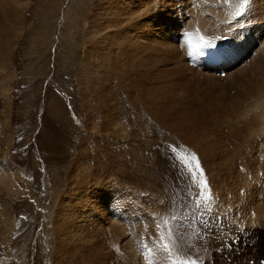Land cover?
<instances>
[{"label": "rangeland", "instance_id": "1", "mask_svg": "<svg viewBox=\"0 0 264 264\" xmlns=\"http://www.w3.org/2000/svg\"><path fill=\"white\" fill-rule=\"evenodd\" d=\"M1 1L7 9V19L13 17L11 24H5L9 34L13 36L0 47V264L87 262L85 258L81 259V252L72 251L71 244L67 254H59L56 233L57 225L61 223V208L68 201V194L76 193L78 197L83 188L91 190L101 202L105 200L117 206V222L128 228L127 231L132 228L128 227L129 224L135 227L134 230L138 226L141 227L137 232L128 231L131 236L129 235L130 245L127 247L132 254H136L137 260L131 264H182L183 261L191 260H195L196 264H264V227L261 228L264 224L263 219H260L264 211V134L262 137L248 135L253 142L251 145L254 144L258 148L245 149L243 152H248L246 157L242 155L243 152L236 141L229 139L233 131H230L231 128L238 129L236 119L243 121L244 115H252L251 120L249 116L247 118L251 123L246 119L247 124H253L247 125L251 127L250 130L255 132L254 129L260 128L263 131L262 119L259 118L264 116V113L261 115L262 112L259 111L264 109L258 110L259 105L252 106L257 108L261 116H257L255 109L257 115L252 114V106V112L248 108V112H244L243 116L232 112L234 108L236 110L245 104L242 102V93L249 88L247 80L242 77L239 80L241 86L235 87L236 84L240 85L239 81L236 84L228 83L227 80L224 81L225 77L220 78L216 73L214 77L204 81L199 79L198 82L192 71L186 72L188 75L184 80L174 77V81L177 79L175 82L181 85L180 89L185 90H181L184 96L180 94L183 100L179 97V104L177 102L176 105L178 110H187L189 116H201L202 110L204 117L209 116L213 134L208 136L214 138L217 134V139L210 140L218 142L219 139V156H223L217 159V167L223 168H220L222 176L225 171L228 176L231 175L230 180L226 175L227 181L234 180L227 182L225 187L223 180L219 178L221 173H215L216 170L212 167L210 168L213 170L209 171L205 160L183 143L177 132L172 133L160 121L151 120V115L141 116L139 107L131 98L127 99L121 90L116 89L114 92L111 85H116L115 82L111 80L112 83H106L107 79L111 78V71L105 73L100 62L95 60L93 54L99 44L94 49L91 47L95 41L99 43L103 40L98 28L103 18L100 16V10L108 4V0ZM212 1L214 0H172L174 4L184 3L183 6L187 5L188 8L183 7L184 10L175 7L177 17L174 15V20L178 27L175 29L176 33L170 36L173 39L168 37L167 40L187 51L185 45L176 39L177 35L181 40H185L186 34H191V39H194L200 35L197 30L203 26L206 29L213 26L212 24H217L219 19V22H222L226 18L224 24L229 26L238 19L234 16L233 0H227L228 4L223 0V3L216 0L215 8V1ZM252 1L255 3L256 0H249L248 7H253L256 3L258 7L264 5V0H257L254 5ZM186 2L188 4H185ZM219 7L224 11H219ZM192 9H195V13ZM211 9L217 11L213 13ZM217 12L222 16L225 13V17L222 19L219 13L216 18ZM226 13L235 18L232 16L231 20ZM196 14H202V17L195 18ZM202 35L205 38L203 33ZM198 44L199 42H192L194 48ZM104 49L101 48L102 51ZM214 78L215 81H212ZM205 81L214 87L211 89V85ZM100 84H103L104 89L110 90L108 99L113 106L112 114L117 115V125L122 131L118 138L100 131L98 127L101 122L100 109H107L100 101ZM105 85L109 88H105ZM218 86H221V91ZM216 92L221 93L216 95ZM191 93L196 94L193 97ZM237 94L240 95V100ZM210 95H213V99L217 98L214 103L219 105L212 103ZM189 96L190 104V100L185 98ZM221 97H224V100ZM200 101L207 103L201 104ZM227 102L232 106L226 105ZM187 104L191 110L185 106ZM178 105L184 107L179 109ZM228 111H231L230 117L233 116L231 121L227 118ZM235 113H238L237 110ZM222 115L226 116L225 119ZM218 116L223 120L218 121L221 119ZM234 116L238 117L234 120ZM260 130L258 129V132H261ZM242 135L241 133L240 139ZM231 143L236 144L233 146ZM222 146H225V149ZM236 152L241 155L238 156ZM228 153L231 154L232 160ZM192 157H195V160ZM244 158L250 161L245 162ZM254 159L257 162L254 170L256 172L250 177ZM224 161L228 162V165ZM197 163L207 183L205 192L211 197L207 209L203 201L199 208L196 206V199L201 191L200 188L196 190L197 180L200 182L199 171L196 170ZM254 177H257L255 188L248 186L252 183L251 180L254 181ZM215 178L216 185L213 181ZM88 208L90 210L91 206ZM128 208L131 210L130 222L119 218L121 212L127 211ZM253 211L256 214H253ZM226 213H230L234 221L229 222L225 218L227 220L223 222L221 217ZM250 215L259 222L255 226L245 218ZM172 217L176 219L173 220ZM241 217L245 222L242 227L238 226ZM143 218L146 222L144 224ZM143 227H146L145 237L141 236ZM93 229L94 231L91 230L95 233L96 228ZM124 236L127 237V234ZM164 244L168 245L167 251L163 247ZM104 246H108V243ZM109 247L115 254L107 259L109 263L106 257H99L93 264H126L128 251L124 250L121 243H112L108 249ZM88 250L91 251V248Z\"/></svg>", "mask_w": 264, "mask_h": 264}, {"label": "bare ground", "instance_id": "2", "mask_svg": "<svg viewBox=\"0 0 264 264\" xmlns=\"http://www.w3.org/2000/svg\"><path fill=\"white\" fill-rule=\"evenodd\" d=\"M177 1L179 2L180 0H177ZM214 1L216 2V0H214ZM214 1H212V2H214ZM233 1L235 4V12H236V10L239 8L241 0H233ZM256 1H255V3H256ZM173 2H172V0H108V4L106 3V6L102 7L100 10L101 11L100 16L101 17L103 16V18H102V21L100 20L98 28H99V33L102 34V36H103V40L99 43L97 41H95V44L91 48L94 49L99 44V46L97 47V50H95L96 52H94L93 55L95 56V60H98V62H100V65L102 66V70L105 71V73L111 71V78L107 79L106 83L108 81L111 83H112V81L116 83V85H114V86L111 85V88L114 90V92L117 91L116 89L121 90L125 93V96L127 99L131 98L133 103L139 107L141 116L147 115V114L151 115L152 116L151 120L160 121L172 133L177 132L180 139L182 140V142L187 144L192 149H194L205 160V162L207 163V164H205L206 168L209 169L210 167H212L213 169L216 170V171L214 170L215 173L217 172L219 174V172L220 173L222 172V170L220 169L222 167H220V168H218L219 166L217 167V165L219 164L217 162V159L218 158L220 159L222 154H221V156H219V150H218L219 139H218V142H216L215 140H210L213 138V136L212 137L208 136V135L213 134V129L209 125V122H210V119H208L209 116L204 117L202 115V110H201V114H200L201 116L193 115L192 113H191L192 115L189 116L188 115L189 113L188 112L186 113L187 110L185 112H183L184 109L182 110V112L178 110V108L176 107L178 99L181 98V95L184 96V93L182 94V91H185V90H184V88H183V90L180 89L181 85L175 82L177 79L174 81V77L178 78L180 80L181 79L184 80L186 78V76L188 75V73H186V72L192 71L194 74V77L198 78V79H195L198 82L199 79H203V81H204V80H206V78L210 79L211 77H214L213 76L214 73H217L219 71H225L224 81L227 80L228 83L230 82L231 84H236L243 77L247 80V83L249 84V88L243 90L244 93H242V96H244L242 102H244L245 104H242V106H239L236 108L238 113H235L236 112V110H234L235 108L233 110L231 109L232 112L234 111L233 112L234 114L243 116L244 112H246V113L248 112V111H246L248 108H250L249 111L252 112L251 106L256 105V104L259 105V107H260V108H258V110L264 109V5L261 4V6L258 7L259 5L256 6L257 3L255 4L252 1L253 5L255 4L256 7L255 6L247 7L245 9L243 15L239 16L237 20L235 19V21H233V23L230 24L229 26H225L226 24H224L227 21V18L225 20H222L225 17L224 12H223L224 17L219 12L220 15L222 16V19H221L222 22H219L220 21V19H219L217 24H212L213 26H210L206 29H204L205 27L202 25L203 26L202 29H199V30L201 33L204 34L205 38H207V40H208L207 45H209L211 48H213V47L214 48H221L223 50V52L225 53V55H224L225 56V62L220 67L214 68V67H211L209 65L201 63L195 56L190 58L188 56V52L186 50H183V48L176 45V43L171 42V40H167L168 37L173 39V37H170V36L172 34L176 33L175 29H176V27H178V24L176 26V23L174 20L175 16L177 17V14H176L177 11H176L175 7L178 6L181 9H184V8L187 9L188 8L187 5L183 6L184 3H182L183 5H181V4L178 5L177 2H175V4ZM181 2H183V1H181ZM187 2L185 4H188ZM222 3H223V1H222ZM258 4H260V3H258ZM213 5H211V6H213ZM202 6H203V3H202ZM220 7H224V5L223 6L220 5ZM212 9H211V12L217 11L215 9L212 11ZM217 9H218V7H217ZM202 10H203V8H202ZM220 10L224 11V10H222V8H220L219 11ZM192 11H193V9H192ZM193 12L195 13V9ZM228 12H229V10H228ZM219 13L218 12H217V14L215 13L216 14L215 17L216 16L219 17V15H218ZM226 14L228 15V13H226ZM7 16H8L7 9L3 6L2 1L0 0V47H1L2 43L7 41L8 38L11 39L13 36L11 33L9 34L8 29H7V25H5V24H11L13 21L12 20L13 17L11 16L9 19H7ZM229 16L230 15H228V17ZM197 17H199V18L202 17V14L199 16H198V14H196L195 18H197ZM211 17H214V16H211ZM218 17H216V18H218ZM231 17H229V18H231ZM207 20L208 19H206V21ZM231 20H232V18H231ZM200 21H202V20H200ZM166 28H169V29L167 31L163 32ZM177 37H178V35H177ZM225 38H228V40L225 41L224 40ZM200 43L201 42H199V44ZM100 44L102 46H100ZM101 48H105V49L102 51ZM92 49H91V51L93 52ZM88 54H91V53L88 52ZM93 55L91 54V57ZM92 59H94V58H92ZM189 62L192 64H190ZM113 74L115 75V77H112ZM191 75H192V73H191ZM98 79L101 80L100 77ZM209 79L207 80L208 82H209ZM213 80L215 81V78L212 79V81ZM207 81H205V83ZM208 82H207V84H210ZM240 83H241V81H239V84ZM186 84H187V82H186ZM100 85H101L100 93H99L100 101H101L102 106L106 107L107 109H102V108L100 109L101 122H100L98 127L100 128V131H102L104 133H110L112 136L118 138L119 137L118 134H121L122 131H121L120 126L117 125V121H118L117 115L115 116L114 114H112L113 106L108 99V95L110 94V90L108 91V90L104 89L103 84H100ZM100 85H98V86H100ZM188 85H190V84H188ZM203 85H205V84H203ZM203 85H201V86H203ZM210 85H211V89H212V87H214V85H212V84H210ZM190 86H188V87H190ZM196 86L197 85L195 83V87ZM236 86L240 87L241 84L240 85L236 84L235 87ZM106 87L109 88L108 86L105 85V88ZM178 87H179V89H178ZM192 87H193V85H192ZM192 87H190V89H192ZM218 87L220 88L221 86H218ZM232 87H233V85H232ZM190 89H189V91H190ZM221 89L222 88H220V90H219L217 88V90H219V91H221ZM192 90H194V88ZM213 93H215V91ZM218 93L216 92V95ZM191 94H193V93H191ZM194 94H196V93H194ZM194 94H193V97H194ZM238 94H240V93H238ZM238 94H237V96H239L238 99L240 100V95H238ZM188 95H189V93H188ZM193 97H192V99H193ZM211 97H209V98H211ZM231 97H234V96H231ZM185 98L190 100V101H188L190 104V102H191L190 96H189V98L188 97H185ZM223 98H222V100H224ZM206 99H208V98H206ZM212 99H213V97H212ZM212 99H210V100H212ZM215 99H217V98H214L212 103H214ZM225 99L227 100V98H225ZM238 99H236L237 100L236 103H238ZM181 100H183V99L181 98ZM210 100H206V101L209 102ZM218 100H219V98H218ZM229 100H231V98ZM233 100H234V98H233ZM233 100L231 102L234 103ZM202 101H200L201 104L205 102V101L204 102H202ZM207 102H205V103H207ZM228 102L226 103V105L229 104ZM242 102L240 101V104ZM221 103H220V105L224 106L225 102L223 104H221ZM178 104H179V102H178ZM180 104H181V102H180ZM217 104H215V105H217ZM229 105H231V103ZM178 106L180 107L181 105H178ZM185 106L189 107L188 104ZM190 106H192V105H190ZM231 106H229V107H231ZM183 107H184V105L182 107H180L179 109H182ZM224 107H226V106H224ZM253 107H255V106H252V108ZM139 109H138V111H139ZM254 109L258 113V115L254 111ZM190 110H191V108H190ZM221 110H222V108H221ZM226 110H228V109H226ZM258 110H257V108H253L252 114L254 113L253 115L261 116L264 113V111H259L260 113L262 112L260 115ZM195 111H196V108H195ZM196 112H198V111H196ZM229 113H228L229 116H227V118L229 117L228 120H230V118L232 120L233 116L230 117L231 111ZM242 116H241V118H243ZM248 116L251 120L250 116H252V115H244L245 119H243V121H241L242 119L238 121L236 119L238 116H236V117L234 116L235 117L234 120L236 119V121L238 122L237 123L238 129L235 130L236 128L235 129L231 128V130H230V131H232V130L233 131L231 132L232 136L229 139L233 138L234 139L233 141H236L237 145L240 147L241 152H243L245 149L252 150L254 148H258V146H255L254 144L251 145V143H253V142H252V140H250V138H248V135H252V136L260 135L262 137V134H264V116L259 118V119H262V123L261 122L260 123L263 126V128H262L263 131L260 130V128H256V126H255V128H256V129H254L255 132L252 129L250 130L251 127L247 126V125H251V124H247V121H248V123H251V121L247 119ZM219 117L220 116H218V118ZM225 117L226 116L222 115L223 119H225ZM222 118L219 119L218 121L223 120ZM253 118H255V117H253ZM216 119H217V117H216ZM246 119H247V121H246ZM256 120H258V119H256ZM254 123H256V121ZM220 126H221V123H220ZM251 126H253V124ZM229 128L230 127H228V129ZM258 129L261 132H258ZM241 133L243 135H242V138L240 139ZM225 135H228V134L225 133ZM217 137H218L217 134H216V137L214 135V138L217 139ZM229 139L227 138L228 142H229ZM245 140L246 141L250 140V141L246 142ZM254 141H256V140H254ZM262 142H264V139L262 140ZM224 143L226 144V141H224ZM230 145H233V144L231 143ZM257 145H258V141H257ZM128 146H130V145H128ZM233 146H232V148H233ZM236 146L234 148H236ZM226 147H228V146L226 145ZM223 148L225 149V146ZM135 149H136V147H135ZM262 149L263 148H261V150ZM227 150L229 151V149H227ZM234 150H236V149H234ZM238 152H239V150H238ZM244 152L242 153V155L244 154V157H246L248 155V154L246 155V153H248V152H246V153H244ZM230 153H233V152H230ZM236 154L238 156L241 155V154H238L237 152H236ZM228 155H229V153H228ZM230 155H229V158L232 160V156H230ZM222 158H223V156H222ZM224 158H226V157H224ZM244 161L246 162V161H250V160L244 158ZM253 161H254V163L251 167L252 172L250 174V177H253L255 175V172H256L254 170H255V166H256L257 162L255 159ZM220 163L223 164L222 162H220ZM224 163H225V161H224ZM227 163H225V164H227ZM230 165H232V163ZM257 167H259V165ZM248 169H250V168H248ZM210 170H211V168L209 169V171ZM229 170H230V168H229ZM223 173H224L223 176H222V173L219 174V178H220V180H223L222 183H224V185L226 187L227 186L226 184H228L227 182L231 183L234 180L232 179L231 182L227 181V178L229 179V176H231V175L228 176V172H226V171ZM226 175H227V178H226ZM255 179H257V177L256 178L254 177V181L251 180L252 183H250L248 186H252L253 188H255L254 186H256L255 184L257 182ZM213 181L215 184L216 178H215V180L213 179ZM83 185H86V184H83ZM102 188H103V186H102ZM93 189H95V185H94ZM257 192H259V191H257ZM263 192H264V190H263ZM228 194L231 195V193H229V192H228ZM122 196H123V194H121V197ZM96 197L97 196L95 194H93L91 190H88V188H83L82 191L80 193H78V197H77L76 193H74V194L69 193L68 194V196H67L68 201L65 202L61 208V212H63V213L61 214V216L59 214L61 223H59L57 225L58 230H56V233L58 235L57 236L58 253L62 254V255L67 254L70 251L69 244H71L72 245V251L81 252L82 253L81 259L85 258V260H87V262H85L84 264H86V263L93 264V261L96 262L95 260L99 259V257L100 258L106 257L105 259L109 260V257H111L112 255L115 256V254H113L111 252V248L109 247V249H108V246L112 245V243H115V244L121 243V246H123L124 250L128 251V253H127L128 255L125 259V260H127L128 263L126 262V264H131L134 260H136V258H135L136 254L135 255L132 254V252L127 247V245H130V244H128L129 235L131 236L130 232H128L130 229L127 231L128 228H124L121 225L122 224L121 222H120V224L117 222L118 221L117 217L119 214L117 206H115L113 203L105 202V200H102V202H101L98 199V197H97V199H98V201H97ZM101 197H102V195H101ZM111 197L112 196L109 195L110 199H112ZM109 198H108V200H109ZM221 198H223V197H221ZM263 198H264V196H263ZM132 199L136 200V198H132ZM93 202H95V203H93ZM112 202H114V201H112ZM118 202H119V200H118ZM238 203H239V201H238ZM120 204L122 206V202ZM125 204H127V203H125ZM128 204H130V203H128ZM3 206H4V204H3ZM89 206H91V209H90L91 211L88 208ZM119 208H120V206H119ZM252 213L256 214L254 211ZM130 214H131V210H129V208H128L127 211L121 212V214L119 215V218L122 217V219H124L126 222H130V221H132V220H129V217L131 216ZM225 216L229 220V222L234 221V219L231 218L232 215L230 213H226L222 216L223 218L221 217V220L223 219L222 220L223 222H226ZM256 217H258V215H256ZM245 218H247L246 220H248V222L252 223L254 226L259 223L258 221H256V219L253 215L247 216ZM260 219H263V221H264V211L260 215ZM238 221L240 222V223L238 222V224H239L238 226L242 227L243 225H245V222H243L244 221L243 217L239 218ZM263 221H262V223L264 224ZM144 222H145V220L143 218V224H144ZM133 223H134V221H133ZM219 223H221V222H219ZM90 227H92L91 229L93 231H94L93 228H96L95 233L90 229ZM128 227L129 228L132 227L131 230H134V228H135L133 225L130 226V224L128 225ZM146 227H143L141 229V236H144V235L147 236V234L144 232V228L146 229ZM263 227L264 226H262L261 228H263ZM140 228L141 227L138 226L134 230V232L140 231ZM121 231H122V233H121ZM125 233L127 234V237L124 236ZM94 237H97L96 239H99L100 241H98L96 239L94 240L93 239ZM130 240L132 242V239H130ZM141 240H143V239H141ZM105 243H108V246H104ZM90 248H91V251L88 250ZM119 248H122V247H119ZM112 250H113V248H112ZM108 260H107V262H108ZM77 262H78V260H77ZM73 264H74V262H73ZM76 264H79V263H76ZM101 264H104V263H101Z\"/></svg>", "mask_w": 264, "mask_h": 264}, {"label": "snow or ice", "instance_id": "3", "mask_svg": "<svg viewBox=\"0 0 264 264\" xmlns=\"http://www.w3.org/2000/svg\"><path fill=\"white\" fill-rule=\"evenodd\" d=\"M249 4V0H241V3L239 5V8L236 10V12L234 13L235 17H239L241 15H243L246 7ZM186 40V45H187V52H188V56L190 58L196 56L197 54H202V55H206L207 53L203 52V49L205 47H207V45L203 42H201L200 44H198L195 48L193 47L192 43H191V34H186L185 37ZM201 40H203V38H201ZM193 160H195V157H192ZM187 166V165H185ZM196 170L199 171V175H200V195L199 197L196 199V206L197 208H199L201 206V201H203L204 203V207L205 209L208 208V201L210 200V194L205 192V189L207 188V183L204 180V174L203 171L199 169V164H196ZM195 173H193V181L195 182ZM173 220L176 219V217H172ZM168 223L167 218L165 219V224ZM159 227V225H158ZM165 251L168 250V245L164 244L163 245ZM173 264H176V262H173ZM182 264H196L195 260H191V261H183Z\"/></svg>", "mask_w": 264, "mask_h": 264}]
</instances>
